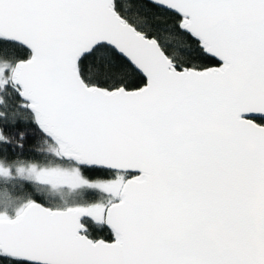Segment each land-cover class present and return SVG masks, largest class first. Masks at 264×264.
I'll return each instance as SVG.
<instances>
[{
  "label": "snow or ice",
  "instance_id": "snow-or-ice-1",
  "mask_svg": "<svg viewBox=\"0 0 264 264\" xmlns=\"http://www.w3.org/2000/svg\"><path fill=\"white\" fill-rule=\"evenodd\" d=\"M9 51L0 150L55 138L104 199L0 213V264H264V0H0Z\"/></svg>",
  "mask_w": 264,
  "mask_h": 264
},
{
  "label": "trees",
  "instance_id": "trees-1",
  "mask_svg": "<svg viewBox=\"0 0 264 264\" xmlns=\"http://www.w3.org/2000/svg\"><path fill=\"white\" fill-rule=\"evenodd\" d=\"M17 59L19 57L12 51L0 53V61L7 62L10 66L14 65ZM7 80L10 81V78ZM4 81L6 80H0V100L4 101V110L11 112L15 107L11 95L14 85L9 83L5 88ZM35 137V139H28L22 149L0 150V164L4 167V170H0V213L14 216L20 208L35 200L37 196L46 206L60 209L70 206H95L97 201L104 199L100 192L93 190V186L104 183L103 177L88 171L85 167H80L81 182L79 186L73 188L67 186L53 188L49 184L20 177L17 169L30 165L74 164L62 159L58 153L57 145L51 139L41 136L39 133H35ZM13 143H16L15 139ZM74 192L81 194V197L77 199L80 205L72 204L76 201L71 196ZM102 235L106 237L108 233Z\"/></svg>",
  "mask_w": 264,
  "mask_h": 264
},
{
  "label": "rangeland",
  "instance_id": "rangeland-1",
  "mask_svg": "<svg viewBox=\"0 0 264 264\" xmlns=\"http://www.w3.org/2000/svg\"><path fill=\"white\" fill-rule=\"evenodd\" d=\"M9 66V63L0 61V80H7L10 78L11 75H6L3 71L5 68H9ZM0 170H4V167L1 164ZM21 170H23V173H21ZM17 172L20 174V177L49 184L53 188H58L61 186L73 188L75 186H79V183L81 182V178L79 177L80 166L72 163L57 164L53 166L30 165L28 167L18 168ZM29 173H31V175H29ZM71 196L73 199H76V201L72 202V204L80 205L77 199L81 197V194L74 192Z\"/></svg>",
  "mask_w": 264,
  "mask_h": 264
},
{
  "label": "water",
  "instance_id": "water-1",
  "mask_svg": "<svg viewBox=\"0 0 264 264\" xmlns=\"http://www.w3.org/2000/svg\"><path fill=\"white\" fill-rule=\"evenodd\" d=\"M12 78L13 77L10 76V80H12ZM12 84L14 85V83ZM51 140L57 145L58 153L62 157V159H64L65 161L73 162L74 164L83 167L82 164L80 163V158L74 152L67 150L63 145L58 143L55 138H52ZM70 207H76V206H70Z\"/></svg>",
  "mask_w": 264,
  "mask_h": 264
},
{
  "label": "flooded vegetation",
  "instance_id": "flooded-vegetation-1",
  "mask_svg": "<svg viewBox=\"0 0 264 264\" xmlns=\"http://www.w3.org/2000/svg\"><path fill=\"white\" fill-rule=\"evenodd\" d=\"M81 167V166H80Z\"/></svg>",
  "mask_w": 264,
  "mask_h": 264
}]
</instances>
